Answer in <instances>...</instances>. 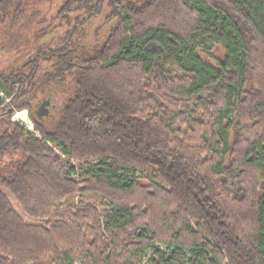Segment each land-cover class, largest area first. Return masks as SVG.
Returning <instances> with one entry per match:
<instances>
[{"label":"trees","instance_id":"16d2710c","mask_svg":"<svg viewBox=\"0 0 264 264\" xmlns=\"http://www.w3.org/2000/svg\"><path fill=\"white\" fill-rule=\"evenodd\" d=\"M28 2L0 0V27ZM104 2L67 0L58 17ZM110 2L117 24L93 56L67 43L29 62L56 58V78H77L54 128L33 117L43 138L10 122L0 95V158L17 156L0 186L29 217H54L26 223L0 189V264H264V0ZM29 81L2 72L0 90L15 103ZM148 167L164 187L137 176ZM78 194L105 212L63 208Z\"/></svg>","mask_w":264,"mask_h":264},{"label":"rangeland","instance_id":"374dc122","mask_svg":"<svg viewBox=\"0 0 264 264\" xmlns=\"http://www.w3.org/2000/svg\"><path fill=\"white\" fill-rule=\"evenodd\" d=\"M66 2L67 0H29L25 16L16 25L10 29L0 27V73L17 69L31 76V81L26 85L28 90L26 95L19 98L15 103H13L14 96L8 97L0 90L2 92L0 95L4 99L1 108L8 106L7 112L10 110L13 112L9 117L10 122L18 123L35 138H43V136L36 127L33 117L46 129L54 128L63 114L65 103L74 93L77 78L68 73L63 80L56 78V58L53 60L41 59L35 71L33 70L35 64L29 65V62L34 59L35 54H47L52 50L56 51L67 43L82 59L93 56L102 47L111 30L117 24V19L110 17L113 13L110 0H105L101 13L96 17L87 18L83 11H77L71 17L59 18V11ZM119 12L122 16L126 14L122 8ZM212 54L214 58H221L223 49L218 46L212 50ZM203 57L209 59L206 55ZM74 63L82 67L86 66L81 59ZM257 74H260L264 79V68L259 67ZM25 103L29 106L23 109L18 108ZM7 118V116L0 118V131L7 126L5 123ZM55 151L58 155L60 154L68 174L72 173L70 167L73 165L77 169V174H73L72 178L74 180L82 179L86 171L84 164L69 161L70 159L62 156L58 150L55 149ZM16 159V155L0 158V170L4 172L3 169L11 167ZM154 172L155 168L148 167L140 170L137 176L143 180L155 181L164 187L160 180L153 179ZM0 189L26 223L42 226H49L53 223L54 217L49 221L29 217L8 189L4 186H0ZM81 204L92 206L101 214L107 208L102 196L85 194H78L68 199L63 204V208ZM223 264L227 263L224 262Z\"/></svg>","mask_w":264,"mask_h":264},{"label":"water","instance_id":"95a60500","mask_svg":"<svg viewBox=\"0 0 264 264\" xmlns=\"http://www.w3.org/2000/svg\"><path fill=\"white\" fill-rule=\"evenodd\" d=\"M9 113H11V110L9 111Z\"/></svg>","mask_w":264,"mask_h":264},{"label":"built area","instance_id":"2783aa9c","mask_svg":"<svg viewBox=\"0 0 264 264\" xmlns=\"http://www.w3.org/2000/svg\"><path fill=\"white\" fill-rule=\"evenodd\" d=\"M0 94H2V92H0Z\"/></svg>","mask_w":264,"mask_h":264}]
</instances>
